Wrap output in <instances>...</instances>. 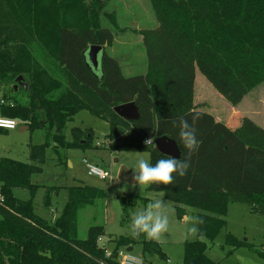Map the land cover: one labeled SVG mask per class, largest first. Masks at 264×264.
<instances>
[{"label": "trees", "instance_id": "16d2710c", "mask_svg": "<svg viewBox=\"0 0 264 264\" xmlns=\"http://www.w3.org/2000/svg\"><path fill=\"white\" fill-rule=\"evenodd\" d=\"M151 3L158 25L142 30L146 72L125 76L119 60L105 50L100 80L85 52L115 39V32L101 24V0H0V88L16 85L21 75L29 85L17 89L26 92L23 101L14 97L0 103L2 117L46 135L44 143L30 144V162L0 159V264H119L118 250L136 243L142 245L145 264H150L147 256L167 260L158 242L131 235L112 239L113 255L107 256L100 244L103 225H92L88 236L79 238V211L107 196L99 187H68L67 201L53 221L36 213L33 197L41 185L32 176L42 171L46 150L60 154V149L94 147L91 128L73 127L71 139L66 137L67 123L81 110L110 123V150L147 151L153 165L170 156L145 139L169 136L178 142L180 119L192 124L193 114H202L194 125L200 146L187 174H174L173 185L149 188L175 202L180 217L185 207H194L203 220L198 227L206 242H185L183 264H220L208 254L209 243L227 226L233 203L247 204L264 217V147L247 143L194 102L197 69L234 105L264 84V0ZM132 101L139 107L138 119L129 121L114 111ZM15 189H28L32 197L20 199ZM52 192L49 188L45 205ZM120 201L127 222L138 197ZM225 239L234 248L247 245L230 232Z\"/></svg>", "mask_w": 264, "mask_h": 264}, {"label": "rangeland", "instance_id": "374dc122", "mask_svg": "<svg viewBox=\"0 0 264 264\" xmlns=\"http://www.w3.org/2000/svg\"><path fill=\"white\" fill-rule=\"evenodd\" d=\"M101 1L103 3V10L100 13L101 24L115 32L113 43L106 45L105 50L119 60L125 76L145 73L148 62L143 45L142 30L158 25L151 0ZM102 56L101 53L100 61ZM92 71L97 77L102 78V69L95 70L92 67ZM196 77V97H198L199 106L206 112H209L206 109L211 108L212 112L224 117V107L221 106L220 99L214 97L216 93L212 85L208 84V79L198 69ZM14 87L15 85L0 88V103L1 100L14 97L21 101L27 98L25 91L16 93L17 90ZM234 106L239 110L237 113L235 112L233 118L235 131L247 143L264 147V84L251 91ZM73 127L92 128L97 147L87 150L64 151L60 149V154L52 147L46 150L47 159L42 164V171L32 176L33 182L41 185L33 197L36 213L49 222L55 220L61 214L67 201V189L70 186L84 184L104 189L107 194L106 198L79 211L78 235L79 238L84 239L88 236L89 228L92 225H103L105 235L101 238L100 244L106 245L107 250H112L115 247V242L112 239L121 235L132 236L130 225L133 215L143 211L148 203L162 200L166 205L163 211L169 217V228L159 240H151L161 245L163 252L170 257L171 262L167 263L165 259L156 255L147 256V258L150 264H183L184 243L192 241L187 235L191 224L184 217L178 215L177 204L167 199L163 192L151 191L149 188L141 192L139 186L133 188L129 183L126 191H118L125 185V182L118 178L121 166L125 165L131 170L141 156L150 162V153L147 151L110 150L106 140L109 123L87 110H81L72 121L67 123L65 134L68 139H71ZM45 141L46 135L42 129L20 131L17 127L11 131L0 130V159L9 157L30 162V144H41ZM87 163L97 164L110 171L112 178L101 179L98 176L90 175ZM49 188H53V192L50 193L51 203L45 205L44 200ZM14 193L16 197L23 200L32 197L28 189H15ZM129 195L137 196L138 201L132 208L130 219L123 222V206L120 198ZM113 196L120 203L114 202ZM51 210H55V212L52 213ZM186 214L197 216L198 209L187 207ZM226 220L227 226L212 243H209L208 254L220 264H264V217L251 212L247 204L233 203L230 205ZM228 232L247 245L238 248L228 245L225 242V235ZM142 239H146L144 234L139 236V240ZM133 251L136 254H142L141 243H136Z\"/></svg>", "mask_w": 264, "mask_h": 264}, {"label": "clouds", "instance_id": "9594fccd", "mask_svg": "<svg viewBox=\"0 0 264 264\" xmlns=\"http://www.w3.org/2000/svg\"><path fill=\"white\" fill-rule=\"evenodd\" d=\"M201 115L199 112L194 113L192 124H189L183 118L179 121L180 132L178 143L182 146V149L186 150L182 151L181 158L173 156L168 159L161 158L154 165L142 156L137 160L135 167L131 169V186L133 188L139 186L142 192L153 184L173 185L175 183L174 174H178L180 177L187 174L191 157L198 151L200 146L194 125ZM173 124L175 126L176 121H173ZM151 142V138L145 140V144H150ZM127 189L128 183H125L124 187L118 189V191L124 192ZM113 200L116 203H120L119 200L115 199V196H113ZM165 207L166 205L162 200H155L148 203L143 211L134 214L130 225L132 236L139 238L141 234H144L146 239L159 240L161 235L167 232L169 228V217L163 211ZM185 219L191 224L188 228V238L192 241L199 240L200 242H206L205 234L198 227L199 224H203V220L193 215H187Z\"/></svg>", "mask_w": 264, "mask_h": 264}, {"label": "water", "instance_id": "95a60500", "mask_svg": "<svg viewBox=\"0 0 264 264\" xmlns=\"http://www.w3.org/2000/svg\"><path fill=\"white\" fill-rule=\"evenodd\" d=\"M104 45H90L87 51L85 52V57H86V63L90 67V69L98 70L102 69L100 68V65L102 63V58L101 61L99 60V55L102 53L104 54L105 51ZM103 57V56H102ZM93 72V71H92ZM94 73V72H93ZM95 74V73H94ZM102 77H103V72H102ZM99 78V77H98ZM102 78H100L101 80ZM17 84L15 85V90L18 89L19 86H22L23 88L27 89L29 87L28 83L24 81V77L21 75L17 78ZM114 111L121 117L125 118L126 120L133 121L138 119L139 117V107L135 103V101L124 103V104H119L114 107ZM44 124V122H43ZM29 128V126H28ZM155 147L162 152L163 154L167 156H173L176 158H181L182 151L180 149V146L178 142L169 136H162L158 137L155 139ZM131 177H132V171L127 168V166L123 165L121 166L119 172H118V178L125 182L131 184ZM129 251L134 250V246L130 245L127 247Z\"/></svg>", "mask_w": 264, "mask_h": 264}, {"label": "built area", "instance_id": "2783aa9c", "mask_svg": "<svg viewBox=\"0 0 264 264\" xmlns=\"http://www.w3.org/2000/svg\"><path fill=\"white\" fill-rule=\"evenodd\" d=\"M1 103H5V100H1ZM20 125V122L6 117H0V128L2 129H16ZM146 140V139H145ZM155 145V140L152 139V142L148 145ZM88 172L90 175H95L101 179L112 178L110 171L101 168L97 164L87 163ZM52 213L55 210H51ZM113 250H107V256H112ZM116 259L119 264H145V258L142 254H136L134 251H129L127 247H121L116 255ZM167 263H170V259L167 258Z\"/></svg>", "mask_w": 264, "mask_h": 264}, {"label": "crops", "instance_id": "0c3cea01", "mask_svg": "<svg viewBox=\"0 0 264 264\" xmlns=\"http://www.w3.org/2000/svg\"><path fill=\"white\" fill-rule=\"evenodd\" d=\"M147 66H148V63H147ZM206 81V80H205ZM196 84H197V77H196V79H195V85H194V102H195V105H197V109L198 110H202V111H204L205 109L204 108H202V107H200L199 106V100L197 99L198 97H196ZM208 84H210V85H212L210 82L208 83ZM212 87H213V85H212ZM214 88V87H213ZM214 91H215V95H214V97L216 98V99H220V104H221V106L222 107H224V117H220L219 115H217L215 112H212L211 111V108L210 109H206V110H208L215 118H216V120H218V121H221V122H224V123H226L228 126H230L231 128H235V126H234V124H233V118L235 117V112L237 113V111H239L238 109H235V106H234V104L233 103H231L229 100H227L220 92H218L215 88H214ZM211 97H213V96H211ZM213 105V104H212ZM88 111V110H87ZM89 112V111H88ZM0 117H2V113H1V108H0ZM107 122V121H106ZM109 123V122H108ZM19 129H20V131H23V130H27V129H29L28 128V125H25V124H20L19 126ZM88 129V128H87ZM92 129V128H91ZM131 129V128H130ZM0 130H6V131H11V130H13V129H2V128H0ZM92 132H93V134H94V131H93V129H92ZM110 132H111V126H110V123H109V133L106 135L107 136V138H106V140H107V142L109 143V145L108 146H110V144H111V142H112V140H110L109 139V134H110ZM93 146H94V148L97 146L96 144H95V141H94V137H93ZM110 149V148H109ZM28 160H29V158H28ZM33 179V178H32ZM164 193V192H163ZM164 195H165V193H164ZM165 197H166V195H165ZM167 198V197H166ZM168 199V198H167ZM170 200V199H169ZM170 201H172V200H170ZM173 202V201H172ZM175 203V202H174ZM176 204V203H175ZM186 208L187 207H185V213H184V215L182 216V218L184 217H186L187 216V214H186ZM230 208V207H229ZM228 212H229V210H228ZM167 258L168 259H170V257H168L167 256ZM170 261H171V259H170ZM167 262V261H166Z\"/></svg>", "mask_w": 264, "mask_h": 264}]
</instances>
